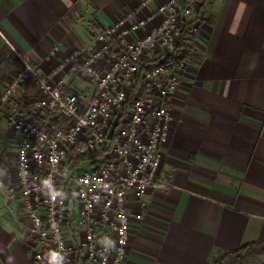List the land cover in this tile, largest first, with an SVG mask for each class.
<instances>
[{
    "label": "crops",
    "instance_id": "1",
    "mask_svg": "<svg viewBox=\"0 0 264 264\" xmlns=\"http://www.w3.org/2000/svg\"><path fill=\"white\" fill-rule=\"evenodd\" d=\"M138 1L0 0V95L23 67L18 54L51 66ZM200 11L163 148L160 176L171 186L144 195L122 264H211L244 245L225 264H264V0H201ZM70 89L91 85L73 79ZM38 96L26 79L12 100ZM18 144L0 103V264H36L21 201L7 197Z\"/></svg>",
    "mask_w": 264,
    "mask_h": 264
},
{
    "label": "built area",
    "instance_id": "2",
    "mask_svg": "<svg viewBox=\"0 0 264 264\" xmlns=\"http://www.w3.org/2000/svg\"><path fill=\"white\" fill-rule=\"evenodd\" d=\"M200 5L139 0L51 66L18 54L23 67L0 95L19 138L16 185L6 188L36 237V264H122L132 223L144 219V195L171 186L160 176L163 148L188 65L185 44L204 23ZM26 79L39 96L14 102ZM73 79L86 80L91 91L71 90ZM96 150L103 152L91 165L69 173L72 152Z\"/></svg>",
    "mask_w": 264,
    "mask_h": 264
},
{
    "label": "trees",
    "instance_id": "3",
    "mask_svg": "<svg viewBox=\"0 0 264 264\" xmlns=\"http://www.w3.org/2000/svg\"><path fill=\"white\" fill-rule=\"evenodd\" d=\"M102 152L103 150H96L91 155L87 156H81L75 152H72L67 160L69 173H72L75 168L81 166L84 163H88L91 165L94 162V158ZM64 185L67 186V182H64ZM249 246L250 245H244L237 250L220 253L212 260L211 264H225V262L228 261L230 258L240 256L242 252Z\"/></svg>",
    "mask_w": 264,
    "mask_h": 264
},
{
    "label": "water",
    "instance_id": "4",
    "mask_svg": "<svg viewBox=\"0 0 264 264\" xmlns=\"http://www.w3.org/2000/svg\"><path fill=\"white\" fill-rule=\"evenodd\" d=\"M118 120H119V115H117V116L114 118V120H113L111 126L109 127V130H108V132H107V137H108V138H111V137H112V134H113L114 129H115L117 123H118Z\"/></svg>",
    "mask_w": 264,
    "mask_h": 264
},
{
    "label": "rangeland",
    "instance_id": "5",
    "mask_svg": "<svg viewBox=\"0 0 264 264\" xmlns=\"http://www.w3.org/2000/svg\"><path fill=\"white\" fill-rule=\"evenodd\" d=\"M80 80H83V79H80ZM85 81V80H84ZM84 165H85V163H84Z\"/></svg>",
    "mask_w": 264,
    "mask_h": 264
}]
</instances>
